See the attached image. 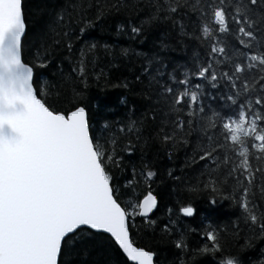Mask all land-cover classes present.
Instances as JSON below:
<instances>
[{"label":"snow or ice","instance_id":"1","mask_svg":"<svg viewBox=\"0 0 264 264\" xmlns=\"http://www.w3.org/2000/svg\"><path fill=\"white\" fill-rule=\"evenodd\" d=\"M0 264H264V0H0Z\"/></svg>","mask_w":264,"mask_h":264},{"label":"trees","instance_id":"2","mask_svg":"<svg viewBox=\"0 0 264 264\" xmlns=\"http://www.w3.org/2000/svg\"><path fill=\"white\" fill-rule=\"evenodd\" d=\"M36 4V0H26V7L29 9L34 8ZM30 20H35V17H30ZM38 27V25H37ZM36 28H33V31H35ZM104 34H102L99 30H96L95 32V38L101 39ZM103 63V61H102ZM120 72H114L112 79L115 80L117 76H119ZM126 74V73H125ZM90 94L92 97H100L102 99H111L113 102H115L116 97L118 95V91L112 89L111 87H108L106 89H103V91L100 88H97L95 85L90 90ZM109 118L111 119H119V116L111 115ZM196 203L201 208H207L206 201L203 198L197 199ZM235 210L228 204L227 202L222 203L218 206V211L212 215L213 222L215 224H219L220 226H228L230 225L231 221L234 219V216L232 213ZM205 213L202 212L201 216H204Z\"/></svg>","mask_w":264,"mask_h":264}]
</instances>
